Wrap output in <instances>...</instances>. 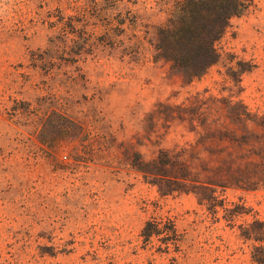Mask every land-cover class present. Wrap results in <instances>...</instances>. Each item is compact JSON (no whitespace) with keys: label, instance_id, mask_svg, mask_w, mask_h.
Masks as SVG:
<instances>
[{"label":"rangeland","instance_id":"rangeland-1","mask_svg":"<svg viewBox=\"0 0 264 264\" xmlns=\"http://www.w3.org/2000/svg\"><path fill=\"white\" fill-rule=\"evenodd\" d=\"M177 1L0 0V264H262L264 0L194 78Z\"/></svg>","mask_w":264,"mask_h":264},{"label":"trees","instance_id":"trees-1","mask_svg":"<svg viewBox=\"0 0 264 264\" xmlns=\"http://www.w3.org/2000/svg\"><path fill=\"white\" fill-rule=\"evenodd\" d=\"M246 1H177L166 22L158 28L161 44L155 48L165 53L164 57L179 66L182 73L192 78L202 75L217 62L214 43L230 20L247 7ZM259 262L264 264V259Z\"/></svg>","mask_w":264,"mask_h":264}]
</instances>
